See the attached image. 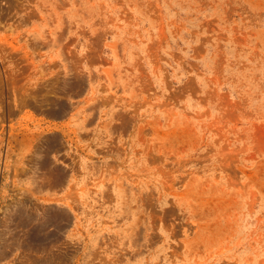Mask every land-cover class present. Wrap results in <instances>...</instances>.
<instances>
[{
    "label": "rangeland",
    "instance_id": "374dc122",
    "mask_svg": "<svg viewBox=\"0 0 264 264\" xmlns=\"http://www.w3.org/2000/svg\"><path fill=\"white\" fill-rule=\"evenodd\" d=\"M0 264H264V0H0Z\"/></svg>",
    "mask_w": 264,
    "mask_h": 264
}]
</instances>
